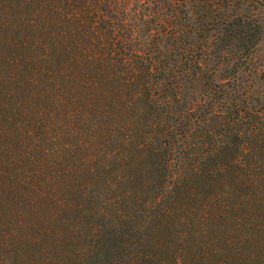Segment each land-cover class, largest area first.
<instances>
[{
	"label": "trees",
	"instance_id": "trees-1",
	"mask_svg": "<svg viewBox=\"0 0 264 264\" xmlns=\"http://www.w3.org/2000/svg\"><path fill=\"white\" fill-rule=\"evenodd\" d=\"M236 2L0 0V264H264Z\"/></svg>",
	"mask_w": 264,
	"mask_h": 264
},
{
	"label": "rangeland",
	"instance_id": "rangeland-1",
	"mask_svg": "<svg viewBox=\"0 0 264 264\" xmlns=\"http://www.w3.org/2000/svg\"><path fill=\"white\" fill-rule=\"evenodd\" d=\"M237 0L235 8L229 10L230 15L242 14L249 18L258 19L262 25L263 41L258 52L254 55L252 67L238 74L239 82L242 84L243 94L262 96L264 94V0H251L246 6Z\"/></svg>",
	"mask_w": 264,
	"mask_h": 264
}]
</instances>
